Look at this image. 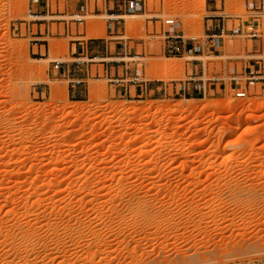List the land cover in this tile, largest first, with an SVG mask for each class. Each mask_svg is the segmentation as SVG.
<instances>
[{"label":"rangeland","instance_id":"1","mask_svg":"<svg viewBox=\"0 0 264 264\" xmlns=\"http://www.w3.org/2000/svg\"><path fill=\"white\" fill-rule=\"evenodd\" d=\"M84 1L85 16L54 18L71 35L54 23L44 40L37 5L0 0V264H264V77L248 78L264 29L257 42L239 29L261 13L247 0H146L136 12ZM171 16L193 52L165 50ZM115 18L120 31L108 34ZM102 39L123 49L105 62L109 78L102 45L86 43ZM54 60L87 78L75 94ZM125 86L133 96L116 94Z\"/></svg>","mask_w":264,"mask_h":264},{"label":"crops","instance_id":"2","mask_svg":"<svg viewBox=\"0 0 264 264\" xmlns=\"http://www.w3.org/2000/svg\"><path fill=\"white\" fill-rule=\"evenodd\" d=\"M57 1H60V0H57ZM67 3H68V7L62 12L60 9H58L57 11H53L50 4H49V0H42V2L37 5V9H36V20L38 21L37 23H35L34 25H37L38 26V39H44L45 37L49 36L51 33H52V26L54 23H56L59 27L61 24H64L65 25V31L66 33L70 34L71 35V25H70V22L66 21L65 19H54L55 17H65L67 15L71 16V17H74V16H85L86 13L88 12V4H87V1H84V0H66ZM260 1H263V0H247L246 1V8L248 11L250 12H261V8L259 6V2ZM250 2H254V4H250ZM209 7L212 9L213 8V11H217V5L214 4V6L212 4H209ZM122 9V8H121ZM126 9V8H125ZM215 9V10H214ZM127 10V9H126ZM111 16H118V15H121V14H117V13H112V14H109ZM217 16H220V15H212L209 19L211 21H215V18H217ZM49 17V18H48ZM118 18H115L114 20L111 19L107 22V33L108 34H116L120 31V28H121V24L122 22L121 21H117ZM208 20V21H209ZM216 21H221V19H217ZM84 23V20H81L80 22H77V25H81ZM245 27H249L250 29H264V18L260 17L259 15H256V14H253L251 13L247 20L243 22L242 25H240L239 29L243 30L244 31V28ZM221 28H224L225 29V34H226V23L223 21V24L221 25V23H218L216 24L214 27H213V32L212 33H209L208 34V37L210 38L212 35L214 34H217L220 32ZM208 30H212L210 29V27L208 28ZM40 35H44L43 36H40ZM112 37H119V35H115V36H112ZM45 40V39H44ZM97 40V39H96ZM253 41L254 42H257L258 41V37L257 38H253ZM42 42H45V41H36L34 45H37L39 50H40V54L42 55V46H45L46 47V51L47 53L49 54V49H47V44L46 43H42ZM95 42H98L102 45L103 49H102V54L104 55L103 57H100V56H97V58H101V60H104L102 64L103 66V72H104V75L106 77H110L112 75H114V68L113 66L110 67L107 63L106 60L107 59H110L112 60V62H121L119 60H117V58H123V56L119 57V56H110V54H121L123 53V49H116L115 53H113L112 51H109L112 50V48H109V44L112 43V42H109L108 40L106 39H102V40H99V41H94V40H91L90 42H86L87 44H91L90 48H93V43ZM121 41H119L120 43ZM73 44H76L79 46L82 44L81 42H75ZM81 48V47H79ZM260 47H258L259 49ZM88 51V49L86 50V52ZM262 51V50H261ZM77 52V50L73 51L72 47H71V54L74 55L73 57L75 59H80L82 57L78 56V55H81L83 54L84 52H79L78 55H75ZM88 53V52H87ZM125 53L126 52V48H125ZM255 57L250 59V72L249 73H256V74H259L257 75L258 77H264V58H256V55H254ZM116 58V59H115ZM90 60H93V59H90ZM55 61H59V60H54L53 63ZM75 62H78V61H75ZM54 65V64H53ZM100 65L98 67V70H99V74H100ZM120 65L118 66H115V68H118V72L119 69H120ZM254 68V69H253ZM55 69V67H54ZM58 71H61L63 70L64 72L61 74L62 76L64 77H69V80H70V84H69V93L70 94H75L78 89H80V87H82V85H77L76 84H81L82 82H85L87 80V78H72V76H75V75H81V74H78L77 72V69H76V66L73 65V70L71 68V65L70 64H65L64 61H62V64L60 66L59 69H56ZM55 74V73H53ZM87 74L89 75L88 73V68H87ZM83 75V74H82ZM84 76V75H83ZM111 80V79H109ZM74 82H76V84H73ZM116 90V94H122L123 96H128V97H131L133 96V93H132V88L131 87H127L125 86L124 88H121V89H115ZM185 90V89H184ZM134 94L135 96H141L143 95L144 93V90H143V86H139V85H135V89H134Z\"/></svg>","mask_w":264,"mask_h":264},{"label":"built area","instance_id":"3","mask_svg":"<svg viewBox=\"0 0 264 264\" xmlns=\"http://www.w3.org/2000/svg\"><path fill=\"white\" fill-rule=\"evenodd\" d=\"M31 2L34 5H39L42 0H31ZM146 3V0H124V7L129 11V12H136L140 9H142L144 7ZM250 4H254V2H250ZM259 6H260V10H261V14L259 15L260 17H264L262 15H264V0L259 2ZM37 13L34 12L33 15H36ZM36 17V16H33ZM78 21H81L82 18H78ZM164 24L165 26L169 27V31L165 34V42H166V47L165 50L169 51L170 53H175V54H179V53H183V52H193L194 47L190 46V43L187 42V40L185 39V37L183 35H181L179 33V28H180V20L176 17H167L164 20ZM253 30L251 28V32H250V36L252 38H257L259 36V34H255L253 33ZM253 33V34H252ZM225 35V29L221 28L220 32L217 34H214L210 37L211 42L213 47H220L222 44V38ZM62 64V61H55L54 62V67L55 69H59L60 66ZM258 76H250L249 78V85L254 84L255 81L257 79H255ZM237 84H239V82H236ZM195 88L199 87V84H195L194 85ZM236 97L239 98H244L247 96V90L244 88H240L238 91H236L235 93Z\"/></svg>","mask_w":264,"mask_h":264},{"label":"bare ground","instance_id":"4","mask_svg":"<svg viewBox=\"0 0 264 264\" xmlns=\"http://www.w3.org/2000/svg\"><path fill=\"white\" fill-rule=\"evenodd\" d=\"M191 5H203L204 7H205V5H206V1L205 0H201V2H195L194 4H191ZM110 17V16H109ZM112 17V16H111ZM129 17H131V16H129ZM133 17V16H132ZM134 21H129V24H132ZM259 29H257V28H255L254 30H253V33H255V34H259ZM252 33V34H253ZM261 33V32H260ZM100 35V34H99ZM162 67V70H168V69H170L171 67H172V64H170V62L168 61V62H166L165 63V65L163 66H161ZM160 67V68H161ZM164 73H166V72H164ZM190 102V101H189ZM168 104V103H167ZM193 103H189L188 104V106H191ZM163 106H165V107H167L168 105H163ZM181 106V105H180ZM183 108V107H182ZM185 108H188V107H185ZM114 109V108H113ZM116 109V108H115ZM148 109V108H147ZM157 109V108H156ZM155 109V110H156ZM175 109V108H174ZM179 108L177 107V109L176 110H178ZM181 109V108H180ZM181 110H183V109H181ZM138 112V111H137ZM248 131V130H247ZM182 149L183 148H185V146H183V147H181ZM203 171V170H202Z\"/></svg>","mask_w":264,"mask_h":264}]
</instances>
